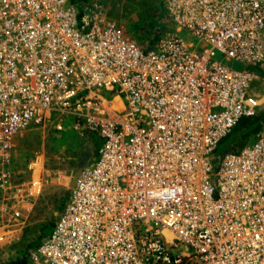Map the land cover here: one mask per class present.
Here are the masks:
<instances>
[{
	"label": "built area",
	"instance_id": "1",
	"mask_svg": "<svg viewBox=\"0 0 264 264\" xmlns=\"http://www.w3.org/2000/svg\"><path fill=\"white\" fill-rule=\"evenodd\" d=\"M162 2L150 42L89 2L0 0V243L43 186L38 151L13 181L15 136L67 113L98 137L25 264H264V120L214 154L259 105L264 0Z\"/></svg>",
	"mask_w": 264,
	"mask_h": 264
},
{
	"label": "rangeland",
	"instance_id": "2",
	"mask_svg": "<svg viewBox=\"0 0 264 264\" xmlns=\"http://www.w3.org/2000/svg\"><path fill=\"white\" fill-rule=\"evenodd\" d=\"M80 2L98 6L107 17L121 24L134 38L136 32L143 31V24L157 18L156 14L160 11L159 0H80ZM159 19L163 23V33L173 28L167 16ZM178 35L194 41L193 37L185 36L183 30L178 32ZM216 58L229 68L244 69L241 62L223 59L219 54ZM99 93L104 98H112V94L104 89H100ZM246 93L258 99L256 115L264 117V78L258 76L252 80ZM72 119V115L67 113L51 114L44 122L27 128L14 138L11 169L15 172L16 179L24 178L26 174L24 162L27 157L29 160L35 151L43 153L46 165L43 163L41 193L31 202L29 212L21 217L22 223L9 230L10 240L8 238L5 243H0V264L13 262L20 255L21 245L34 239L39 233L49 231L48 224L54 221L68 195V183L73 169L77 166L75 163L80 160V164L83 165L92 155L87 156L85 138L80 127L75 126ZM57 124L60 128L56 127ZM89 139L95 151L98 137L92 134L89 135ZM222 153L216 149L214 151L215 156Z\"/></svg>",
	"mask_w": 264,
	"mask_h": 264
},
{
	"label": "trees",
	"instance_id": "3",
	"mask_svg": "<svg viewBox=\"0 0 264 264\" xmlns=\"http://www.w3.org/2000/svg\"><path fill=\"white\" fill-rule=\"evenodd\" d=\"M159 5H160V11H158V13L156 14L157 18H154L153 20H150L149 22L144 23L143 24V27H144L143 31L141 33L136 32V35H135L136 38H138L140 40L148 38L150 40V42H154L155 40H157L162 35V33H163L162 31L164 30V27H163V23L160 22L159 18L163 17V16H167V14H166V11L164 9V5H163L162 0H159ZM252 70H254L256 73H258L259 76H262L264 78V69L253 68ZM72 120L74 122L76 121V119L74 117ZM262 120H264V117H261L258 114L257 115L255 114L251 117H241L237 121L235 126L231 129V131L219 141V144H218L216 150L219 151V153L220 152L222 153V152H225L229 149H234L237 146L238 147L242 146L243 143H245L257 131L259 124H260V121H262ZM80 129H81V133L83 134V138H85L87 136V132H85V130L82 127H80ZM27 160H28V157L26 158L24 165L27 162ZM79 164H80V160L75 163V165H77V166ZM44 165H46L45 162H44ZM11 172L13 175V181L14 182L20 181L19 179H16L15 172L12 171V169H11ZM26 174H27V172H26ZM26 174H25L24 178H26V176L28 175V174L27 175ZM52 224H53V222L48 224L49 231L52 227ZM49 231L48 232H41L37 236H35L34 239L26 242L24 245H21L19 257L16 258L13 262H11L9 264H25L28 251L31 248H34L35 246H37L40 243V241L48 235Z\"/></svg>",
	"mask_w": 264,
	"mask_h": 264
},
{
	"label": "water",
	"instance_id": "4",
	"mask_svg": "<svg viewBox=\"0 0 264 264\" xmlns=\"http://www.w3.org/2000/svg\"><path fill=\"white\" fill-rule=\"evenodd\" d=\"M84 145L88 146L89 153L92 154L93 146H92V143H91V141H90L88 136H86L85 139H84ZM81 169H82V166H76L73 169L71 177H70V180H69V183H68V188L69 189L73 186V184L75 182V179L77 178V176H78V174H79Z\"/></svg>",
	"mask_w": 264,
	"mask_h": 264
},
{
	"label": "flooded vegetation",
	"instance_id": "5",
	"mask_svg": "<svg viewBox=\"0 0 264 264\" xmlns=\"http://www.w3.org/2000/svg\"><path fill=\"white\" fill-rule=\"evenodd\" d=\"M87 152H88L87 155L89 156L90 155L89 150ZM93 152H92V154H93ZM78 166H82V164H79Z\"/></svg>",
	"mask_w": 264,
	"mask_h": 264
},
{
	"label": "crops",
	"instance_id": "6",
	"mask_svg": "<svg viewBox=\"0 0 264 264\" xmlns=\"http://www.w3.org/2000/svg\"><path fill=\"white\" fill-rule=\"evenodd\" d=\"M116 99L119 100V98H116ZM86 147H87V151H88V146H86ZM87 151H86V154L88 153ZM87 156H88V155H87ZM83 165H84V164H83ZM83 165H82V166H83Z\"/></svg>",
	"mask_w": 264,
	"mask_h": 264
}]
</instances>
